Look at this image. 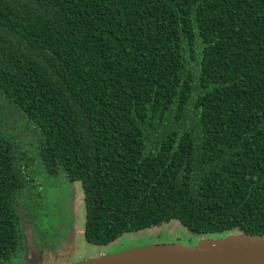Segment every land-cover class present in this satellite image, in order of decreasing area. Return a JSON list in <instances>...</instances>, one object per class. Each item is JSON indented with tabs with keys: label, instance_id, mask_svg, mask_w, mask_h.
I'll return each instance as SVG.
<instances>
[{
	"label": "trees",
	"instance_id": "1",
	"mask_svg": "<svg viewBox=\"0 0 264 264\" xmlns=\"http://www.w3.org/2000/svg\"><path fill=\"white\" fill-rule=\"evenodd\" d=\"M30 151L80 184L87 244L264 235V0H0V264Z\"/></svg>",
	"mask_w": 264,
	"mask_h": 264
},
{
	"label": "rangeland",
	"instance_id": "2",
	"mask_svg": "<svg viewBox=\"0 0 264 264\" xmlns=\"http://www.w3.org/2000/svg\"><path fill=\"white\" fill-rule=\"evenodd\" d=\"M20 146L24 148L22 144ZM30 147L28 150H32L33 146ZM14 155L16 161L13 165L23 184L13 195L22 236V251L16 258L17 264H72L147 245L192 246L200 238L175 220H162L143 230L123 233L104 246L87 244L82 236L84 209L80 184L68 182L61 172L57 177L47 175L33 151L27 153L24 161L18 160L19 153ZM54 228L62 230V237H54ZM71 234V246L59 254L52 249L49 257L51 244L66 241V236ZM56 248L62 249L63 245L57 244Z\"/></svg>",
	"mask_w": 264,
	"mask_h": 264
},
{
	"label": "water",
	"instance_id": "3",
	"mask_svg": "<svg viewBox=\"0 0 264 264\" xmlns=\"http://www.w3.org/2000/svg\"><path fill=\"white\" fill-rule=\"evenodd\" d=\"M72 264H264V235L200 237L195 245H147Z\"/></svg>",
	"mask_w": 264,
	"mask_h": 264
},
{
	"label": "crops",
	"instance_id": "4",
	"mask_svg": "<svg viewBox=\"0 0 264 264\" xmlns=\"http://www.w3.org/2000/svg\"><path fill=\"white\" fill-rule=\"evenodd\" d=\"M53 234H54V237L55 238H58V237H62L61 236V234H62V230H59V229H57V228H54L53 229ZM83 231V230H82ZM63 239V238H62ZM72 242H73V236H72V234H71V236H66V241H62V242H60V243H57V244H61V245H63V248L62 249H59V248H56V245L57 244H51V246L49 247V248H51L50 249V251L48 252V256L50 257L51 255H52V249H55V251H53V252H56V253H60V252H62V251H65L66 249H68L70 246H71V244H72ZM97 257V256H96ZM91 258H94V257H91Z\"/></svg>",
	"mask_w": 264,
	"mask_h": 264
}]
</instances>
